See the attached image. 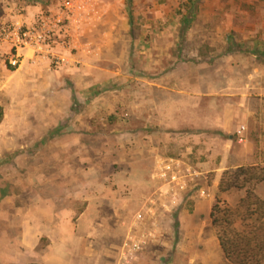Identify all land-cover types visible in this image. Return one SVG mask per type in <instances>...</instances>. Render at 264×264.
I'll return each mask as SVG.
<instances>
[{
	"label": "rangeland",
	"instance_id": "1",
	"mask_svg": "<svg viewBox=\"0 0 264 264\" xmlns=\"http://www.w3.org/2000/svg\"><path fill=\"white\" fill-rule=\"evenodd\" d=\"M195 2L0 0V264H232L209 212L264 165V0Z\"/></svg>",
	"mask_w": 264,
	"mask_h": 264
},
{
	"label": "trees",
	"instance_id": "2",
	"mask_svg": "<svg viewBox=\"0 0 264 264\" xmlns=\"http://www.w3.org/2000/svg\"><path fill=\"white\" fill-rule=\"evenodd\" d=\"M188 1L189 5L178 6L184 24L197 13V2ZM256 53L264 55V50ZM259 184H264V165L228 168L219 178L209 218L223 256L232 264H264V200L256 191ZM230 190L242 193L234 206L221 198Z\"/></svg>",
	"mask_w": 264,
	"mask_h": 264
},
{
	"label": "built area",
	"instance_id": "3",
	"mask_svg": "<svg viewBox=\"0 0 264 264\" xmlns=\"http://www.w3.org/2000/svg\"><path fill=\"white\" fill-rule=\"evenodd\" d=\"M156 172L159 176L160 184L163 183L166 188L168 186L169 191L172 192V194L177 186H181L183 183H185V180H187L189 177H192L193 175L186 164L179 159L160 161V163L156 166ZM175 180H177V186L174 184L172 185ZM174 203L175 201L172 200V204Z\"/></svg>",
	"mask_w": 264,
	"mask_h": 264
},
{
	"label": "crops",
	"instance_id": "4",
	"mask_svg": "<svg viewBox=\"0 0 264 264\" xmlns=\"http://www.w3.org/2000/svg\"><path fill=\"white\" fill-rule=\"evenodd\" d=\"M247 87H248V93H251V90H253L254 89V91H257V92H261L263 95H264V86L263 85H261V84H254V83H251V82H247ZM248 93H246V95H245V98L243 97L242 99L244 100V113H242V115H241V118H240V120L244 123V124H241V125H235L233 122H230L229 124H227V128H228V130L230 129H232V130H239V132L240 133H244V134H246L247 133V130L249 129V124H250V126H251V123H250V121L252 120V117H251V115H252V110L251 109H249V103H250V96H248ZM193 94V93H192ZM261 94V95H262ZM260 97H262V96H260ZM264 99V96H263V98L261 99V100H263ZM186 166L189 168V169H192V167L189 165V164H186ZM197 173V172H196ZM28 233V237L27 238H29L28 240H29V242H31V243H33V241L36 239H33V240H31L30 239V236L29 235H32L33 233H31L28 229H26L25 230V233H24V238H25V235ZM27 236V235H26ZM26 241H27V239H26ZM28 242V241H27ZM35 242V241H34ZM28 245H30V244H28ZM30 246H32V245H30Z\"/></svg>",
	"mask_w": 264,
	"mask_h": 264
}]
</instances>
